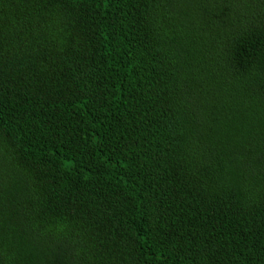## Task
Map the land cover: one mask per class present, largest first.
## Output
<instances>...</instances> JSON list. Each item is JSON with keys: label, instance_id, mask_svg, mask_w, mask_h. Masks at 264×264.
Here are the masks:
<instances>
[{"label": "trees", "instance_id": "trees-1", "mask_svg": "<svg viewBox=\"0 0 264 264\" xmlns=\"http://www.w3.org/2000/svg\"><path fill=\"white\" fill-rule=\"evenodd\" d=\"M0 264H264V0H0Z\"/></svg>", "mask_w": 264, "mask_h": 264}, {"label": "rangeland", "instance_id": "rangeland-1", "mask_svg": "<svg viewBox=\"0 0 264 264\" xmlns=\"http://www.w3.org/2000/svg\"><path fill=\"white\" fill-rule=\"evenodd\" d=\"M211 100L213 101L214 103V109L215 110H212L210 111L209 113L206 114V119H208L210 121V124L215 127H217L216 123H214V119L217 118L218 120H220L223 116H224V110L221 106H218L216 105V101L218 100V95L217 94H214L212 95V98ZM215 117V118H214Z\"/></svg>", "mask_w": 264, "mask_h": 264}]
</instances>
